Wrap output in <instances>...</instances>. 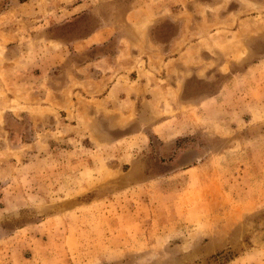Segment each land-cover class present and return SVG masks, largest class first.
Wrapping results in <instances>:
<instances>
[{
  "label": "rangeland",
  "instance_id": "374dc122",
  "mask_svg": "<svg viewBox=\"0 0 264 264\" xmlns=\"http://www.w3.org/2000/svg\"><path fill=\"white\" fill-rule=\"evenodd\" d=\"M0 264H264V0H0Z\"/></svg>",
  "mask_w": 264,
  "mask_h": 264
}]
</instances>
